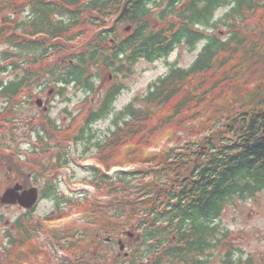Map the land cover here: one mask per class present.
I'll list each match as a JSON object with an SVG mask.
<instances>
[{
    "label": "trees",
    "instance_id": "16d2710c",
    "mask_svg": "<svg viewBox=\"0 0 264 264\" xmlns=\"http://www.w3.org/2000/svg\"><path fill=\"white\" fill-rule=\"evenodd\" d=\"M224 8L229 12L216 19ZM31 14V21L6 17L0 27L1 43L10 46L0 53V74H15L0 79V98L8 101L35 84L45 70L37 66L69 50L83 29L85 44L45 74L62 95L71 86L92 93L104 72L129 78L142 60L154 63L179 46L195 51L205 44L189 69L173 67L120 112L114 104L125 85L108 88L53 159L60 170L70 167L80 146L84 154L95 152L78 157L96 161L85 181L95 192L70 197L44 177L46 170L35 176L43 181L41 198L55 208L43 219L34 209L6 229L0 264L39 261L42 236L65 254L53 264H255L235 258L221 219L231 205L264 191V0H34ZM225 87L231 92L223 100ZM113 115L114 130L94 143L93 126ZM164 127L171 140L161 147L167 135L156 134ZM35 131L37 143L49 138L45 129ZM3 148L0 142V172L4 163L17 164ZM114 168L121 170L110 175ZM13 171L17 182L33 186L29 173ZM68 217L78 219L58 229L49 225ZM128 231L137 240L125 257L116 237ZM111 235L112 243L105 239Z\"/></svg>",
    "mask_w": 264,
    "mask_h": 264
},
{
    "label": "rangeland",
    "instance_id": "374dc122",
    "mask_svg": "<svg viewBox=\"0 0 264 264\" xmlns=\"http://www.w3.org/2000/svg\"><path fill=\"white\" fill-rule=\"evenodd\" d=\"M32 2L34 0H0V27L5 24V18L10 16L15 17V22L29 20ZM225 12L226 10L219 11L216 19L222 18L221 16ZM253 23L256 27L258 25L261 29L263 28L259 18L253 20ZM81 32V37L71 45L69 50L51 58L46 64L37 66L36 71L45 70L41 73L37 82L24 90L17 99L8 101L0 98V142L10 148L9 152H4V155L15 158L17 163L14 164V168L10 167L7 163L2 164L0 194L5 188L17 182L13 171L15 169L29 173L30 178L33 180V186L37 187L40 192L42 191L43 181L37 179L38 177L35 178V176L45 174L44 170H46L47 174L44 177L56 181L60 189L70 197L79 196L80 194H84V192L93 193V189L85 181L91 179V171L86 168H92L95 162L92 159L80 161L78 157H91L95 152L84 154L85 146H80L78 152L76 151L77 158L76 155L70 157V167L59 171V169L53 167V159L58 152L55 148H66L68 141L65 140L80 128L88 113L99 108L104 94L110 86L120 82L125 85L124 91L114 104L116 111L120 112L135 99L144 97L148 92L149 86L160 78L166 77L173 67L189 69L205 44V42L200 43L195 51H189L184 45L179 46L168 58L154 63L142 60L136 66L134 75L129 78L119 77L115 79L111 73L104 72L100 74L101 77L97 81V87L92 93L71 86L66 88L62 95L58 93V87L51 82L47 83L46 86H41L46 80L45 74L58 61H61L65 65L68 55L77 51L78 47L83 46L88 40L87 29H83ZM221 32L224 36L227 35L226 31ZM5 50H10V46L1 43L0 37V53ZM250 76L253 77L254 75L250 73ZM14 78L15 74L13 72L0 74V79H4L6 82ZM220 91L223 100L230 97L231 91L228 88H221ZM37 99H42L44 102L41 108L36 105ZM46 107H48V110ZM157 115L160 116L162 114ZM180 117L182 118V115ZM181 118H178L179 122ZM50 119L54 121V125H50ZM113 119L114 115L97 122L93 126L94 143L104 141L110 130H114ZM172 124L175 125L173 122ZM32 127L45 129L47 131L46 136H49V138H46L47 141L36 143L38 136ZM170 127L173 126L170 125ZM54 133H56L55 140L51 138V135ZM165 134L167 136L159 144L161 147L169 144L171 139L165 127L156 134L158 136ZM179 136L181 137L182 134H179ZM155 143L156 141H154ZM35 150L37 154L33 153ZM150 150V152L156 151L155 148H151ZM70 152L72 153L73 149ZM35 155H37L36 158ZM18 157L21 159L18 160ZM88 164L91 165L86 167ZM135 167L137 166L129 165L126 168L133 169ZM54 208V201L40 199L33 215L36 218H45ZM25 213L27 211L18 206L11 207L0 204V240L2 242L5 241L3 235L6 229ZM73 219L75 218H68L54 225L59 227ZM221 225L230 230L232 234L231 240L238 250L236 259L251 257L255 264H264V191L259 193L256 198L248 200L245 203L231 205L224 213ZM120 239L131 245L134 241L133 237L127 240V237L123 236ZM42 240L44 241L45 248H39V251L42 252L41 255L43 256H41L39 261L37 259L34 264H53L52 260L56 261V258L65 256L62 252L51 250L44 237Z\"/></svg>",
    "mask_w": 264,
    "mask_h": 264
},
{
    "label": "water",
    "instance_id": "95a60500",
    "mask_svg": "<svg viewBox=\"0 0 264 264\" xmlns=\"http://www.w3.org/2000/svg\"><path fill=\"white\" fill-rule=\"evenodd\" d=\"M39 105H42L39 102ZM39 197V192L37 188H31L29 190H24L23 186L20 184L15 185L12 188L7 189L0 201L3 205H20L25 209H32ZM123 248V247H122Z\"/></svg>",
    "mask_w": 264,
    "mask_h": 264
}]
</instances>
